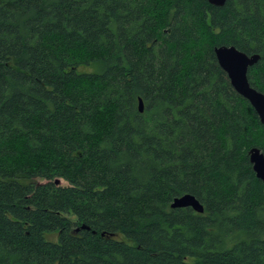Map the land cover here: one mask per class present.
<instances>
[{"label": "trees", "instance_id": "16d2710c", "mask_svg": "<svg viewBox=\"0 0 264 264\" xmlns=\"http://www.w3.org/2000/svg\"><path fill=\"white\" fill-rule=\"evenodd\" d=\"M222 44L264 93V0H0V264H264Z\"/></svg>", "mask_w": 264, "mask_h": 264}, {"label": "water", "instance_id": "95a60500", "mask_svg": "<svg viewBox=\"0 0 264 264\" xmlns=\"http://www.w3.org/2000/svg\"><path fill=\"white\" fill-rule=\"evenodd\" d=\"M209 3L222 6L225 0H208ZM215 57L220 67L226 72L232 87L249 101L256 111L259 121L264 124V93L256 89L249 82L247 72L260 58L258 53L247 54L233 45H215L213 47ZM138 110L143 112V102L139 99ZM248 159L255 175L264 184V152L257 146H252L247 151ZM62 179L56 178L59 184ZM175 207H191L197 212H203L202 203L190 193H184L173 199L170 205Z\"/></svg>", "mask_w": 264, "mask_h": 264}]
</instances>
